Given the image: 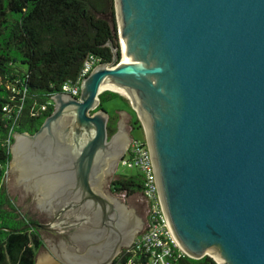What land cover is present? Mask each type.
<instances>
[{"label":"water","instance_id":"95a60500","mask_svg":"<svg viewBox=\"0 0 264 264\" xmlns=\"http://www.w3.org/2000/svg\"><path fill=\"white\" fill-rule=\"evenodd\" d=\"M114 5L112 60L94 65L78 97L54 94L36 131L12 135L8 191L33 218L44 216L24 189L41 209L56 211L50 222L18 230L67 239L50 252L40 247L33 264H113L146 224L141 194L129 198L142 206L138 215L102 189L108 160L116 167L131 141L125 113L108 138V112L97 109L102 91L121 94L111 87L145 129L161 206L181 250L216 264H264V0Z\"/></svg>","mask_w":264,"mask_h":264},{"label":"trees","instance_id":"16d2710c","mask_svg":"<svg viewBox=\"0 0 264 264\" xmlns=\"http://www.w3.org/2000/svg\"><path fill=\"white\" fill-rule=\"evenodd\" d=\"M114 0H0V264H33L42 238L36 228L20 229L33 219L22 214L8 196L3 179L10 162L14 132L33 133L52 113L51 97L74 82L83 62H109L118 45ZM115 22V28L111 23ZM120 55V50H118ZM113 100L122 109L104 108ZM97 109L108 112V138L117 130V111L128 112L134 127L140 122L128 100L116 92L99 94ZM42 106H45L42 109ZM118 189L126 196L140 193L142 178L120 176ZM12 229V231L10 230ZM121 250L113 264H127ZM133 264H148L138 253ZM171 264H216L209 256L193 259L173 254Z\"/></svg>","mask_w":264,"mask_h":264},{"label":"built area","instance_id":"2783aa9c","mask_svg":"<svg viewBox=\"0 0 264 264\" xmlns=\"http://www.w3.org/2000/svg\"><path fill=\"white\" fill-rule=\"evenodd\" d=\"M94 65L95 60L92 58L86 59L76 80L64 84V93L78 97L81 81L88 75ZM44 107L42 106V109ZM119 162L126 168L136 169L141 176L142 187L139 194L146 200V224L135 237L132 245L124 249V256L131 254L130 258H126L127 264H133L131 259L138 253L147 254L148 264H171L170 258L173 254L177 256L186 255L176 243L163 212L152 156L145 139H131L125 154Z\"/></svg>","mask_w":264,"mask_h":264},{"label":"flooded vegetation","instance_id":"af4514ba","mask_svg":"<svg viewBox=\"0 0 264 264\" xmlns=\"http://www.w3.org/2000/svg\"><path fill=\"white\" fill-rule=\"evenodd\" d=\"M129 125H130V130L128 131V137L130 139H133L131 137V130L134 128L133 119H131ZM64 130L65 129H61L62 133L65 132ZM112 160H113V158L108 160L107 165H106V169H105L106 172H104V175H103V177H104V182L102 185L103 191L105 193L113 194L114 196L124 200L127 203V205H130L132 208H134L136 213H138V215H140L139 213L142 210V206L141 205H135L134 203H132V204L129 203V198L131 196H126L124 193H122L121 191L118 190L120 188V186L117 184V181L119 180L120 176L116 175V170L118 169L120 162H118L116 167H114V163L112 164V162H113ZM18 184H20L23 188H25L24 183L20 182ZM24 192H25V194L27 193V194H30L32 196V200L35 202L36 207L39 210V213L44 216L43 219H39L36 221H39V222L42 221V222L48 223L54 219V217L56 215V211L54 208L50 207L49 209H46V208L41 209L39 204L37 203V195L34 194V191L24 189ZM140 217L144 220V222L146 221L145 214L140 215ZM33 221H35V220L33 219ZM37 230H38V232L42 238V245L43 246L41 245L40 247H41V251H43V252H50L52 249H58V248H60L59 247L60 242H66L67 241V239L60 238V235H58L54 232H51L48 230H42V229H37ZM73 231L74 230H70V231L64 232V233L67 237L69 236V238H70L69 234H73ZM43 239H45L47 242L45 243L43 241Z\"/></svg>","mask_w":264,"mask_h":264},{"label":"rangeland","instance_id":"374dc122","mask_svg":"<svg viewBox=\"0 0 264 264\" xmlns=\"http://www.w3.org/2000/svg\"><path fill=\"white\" fill-rule=\"evenodd\" d=\"M121 96H123L125 99V95H122L120 94ZM129 103V101H128ZM130 105V103H129ZM104 108L108 111H111V107L113 108H117V109H122L123 110V105H122V102L119 101V100H113L111 102H108L106 104L103 105ZM123 112L127 115V127L129 128L130 130V121L132 119V116L128 113V112H125V111H117L116 114H117V122L120 121V118H121V115L120 113ZM135 112V111H134ZM136 114V113H135ZM137 116V115H136ZM140 122V121H139ZM140 125H141V122H140ZM128 134V133H127ZM131 137L133 139H136V140H144L145 139V129L143 128V126L141 125V129L140 128H137V127H134L132 130H131ZM12 162H9L8 164V167H10ZM136 169H130V168H126L125 166L123 165H119L118 166V169L116 170V175L118 176H128V175H135L136 174ZM9 182H10V169H8L6 171V174H5V177L3 179V186L5 187L6 191H7V194L8 196L11 198V200L13 201L15 207L18 209V211L22 214H25L27 217L31 218V219H34L35 221L36 220H39L37 218H33L27 211L23 210V206H18L16 203H17V196L16 195H11L10 192L8 191L9 189ZM134 194H139L138 191H136ZM142 214H145V209L144 211L142 212ZM42 222V221H41ZM42 223H46V222H42ZM37 253V252H36Z\"/></svg>","mask_w":264,"mask_h":264},{"label":"bare ground","instance_id":"6f19581e","mask_svg":"<svg viewBox=\"0 0 264 264\" xmlns=\"http://www.w3.org/2000/svg\"><path fill=\"white\" fill-rule=\"evenodd\" d=\"M111 87V86H110ZM112 89L117 90L118 92H120L121 94L125 95L122 91H120L119 89L115 88V87H111Z\"/></svg>","mask_w":264,"mask_h":264},{"label":"crops","instance_id":"0c3cea01","mask_svg":"<svg viewBox=\"0 0 264 264\" xmlns=\"http://www.w3.org/2000/svg\"><path fill=\"white\" fill-rule=\"evenodd\" d=\"M117 258V257H116Z\"/></svg>","mask_w":264,"mask_h":264}]
</instances>
